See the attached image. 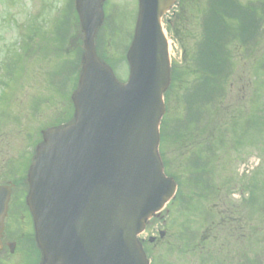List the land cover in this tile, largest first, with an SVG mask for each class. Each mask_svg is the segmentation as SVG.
Returning a JSON list of instances; mask_svg holds the SVG:
<instances>
[{
  "label": "water",
  "instance_id": "water-1",
  "mask_svg": "<svg viewBox=\"0 0 264 264\" xmlns=\"http://www.w3.org/2000/svg\"><path fill=\"white\" fill-rule=\"evenodd\" d=\"M107 0H74L82 62L70 124L41 132L28 173L40 264H148L137 236L173 196L158 155L170 85L162 19L176 0H138L129 77L95 53ZM10 189L0 187V234Z\"/></svg>",
  "mask_w": 264,
  "mask_h": 264
},
{
  "label": "rangeland",
  "instance_id": "rangeland-1",
  "mask_svg": "<svg viewBox=\"0 0 264 264\" xmlns=\"http://www.w3.org/2000/svg\"><path fill=\"white\" fill-rule=\"evenodd\" d=\"M69 3L70 0H0V56L2 55L1 51L5 53L8 48L12 50L18 47L21 49L25 47L26 50L24 55L22 53L20 55L22 56L21 61L17 66L19 67V73L16 75V79L10 83L12 89L5 90L4 96L10 101L6 105H0V112L5 110V114H7V118L0 121V174L6 170H12L16 173L15 169L24 168L30 152L35 147L40 131L49 126L50 122L61 112L63 104L56 100L53 101L55 104L41 101L38 105L37 113H34L33 101L36 99L44 100L48 96L52 79L50 77L51 72L56 71L63 61L74 57L73 48L76 47L77 42L74 41L73 46L68 44L75 26L74 17H71L72 14H70L71 16L68 15L71 11ZM109 4L110 7L115 8V11H118L116 12L118 16L123 17L124 21L121 22L123 31L126 34L130 33L137 1L110 0ZM176 12L178 10L172 8L167 17H171ZM67 18L70 19L71 29L66 36V42L59 48L61 50L59 57V55L56 56L54 54L57 53V47L55 48L45 40H48L51 36L53 37L59 27L58 22L62 21V19L66 21ZM31 27L38 30L40 39H37L34 49L29 50V44L26 43V40ZM189 30H191V27ZM186 42L192 43L188 39ZM169 45L172 61L179 64L182 60L183 48L176 41L170 40ZM259 48L254 50L253 55L246 58L240 56L238 48L231 49L234 59V77L231 79V89L226 97L227 100L229 97L232 98V101L230 103L226 101V103L232 113L235 112L233 109L236 106H240L242 117L260 116V103L264 102V87L257 86V84L264 82V70L258 74L260 77L258 81H254V74L257 71L256 63L260 60L259 64H264V44L260 43ZM258 58L260 59L258 60ZM2 67L3 63L0 57V76L3 75ZM117 70V77L122 82L125 81L127 78L126 63H122ZM257 73L259 72L257 71ZM235 99L237 102L234 101ZM169 107H174L173 100ZM249 122H251V119ZM167 124L169 127L170 122L168 120ZM232 124L229 125L230 132L228 137L226 135V147L222 149L214 160L215 184L220 193L218 196L220 200L215 205L217 210L215 209L211 212L209 208L212 206L204 204L203 206H197L195 211L182 215V219H178L174 209H170L171 221L168 223L167 238L159 247L154 248L153 252L151 251L154 259L153 264H203L200 262V252L210 256L214 253L216 260H222V264H240L243 260L251 261V264H264V250L260 251L264 246L262 245V247L258 248L261 255H259V259H256L254 258L255 250L252 248V244L246 241L247 239L255 238L251 240L254 244L256 240H263L264 215L258 216L255 214L256 207L247 201V192L245 190L249 189L246 186H250L247 182L255 181L257 183L258 181H264V122L256 129L257 132L261 131V133L248 130V132L251 131L249 138L244 139L247 143H253L250 147L254 143L260 142V144L256 148L255 146L248 148L245 145L239 151L234 150L229 140V136L233 134L232 129L234 126ZM182 156V152L177 154L168 150L167 159L170 162L171 171L175 174L182 175L183 171L180 170ZM241 174L245 176L242 184L239 182ZM237 207H239V213H243L244 222L239 219L243 226L237 223L235 229H230L232 221L226 225L223 218L217 214V211L230 210V208L236 209ZM205 208L209 209V215H214L209 226L201 218V214L207 211ZM228 216L231 219H225L226 222L235 220V216ZM175 220L177 224L184 220L188 223V226L197 232L199 240L196 241L194 250L189 249V252L179 253V249L185 246V241L183 238L180 240L177 238V227L173 223ZM250 226H252L251 229L249 228ZM235 230L240 233L235 232ZM179 231L181 232V230ZM233 232L234 239L229 238L226 244H222L225 233L230 235ZM254 232L258 233L257 237L253 234ZM202 240L207 241L203 243ZM22 254L23 247L18 248L14 254L15 256L8 257V259L10 258L8 263L16 264Z\"/></svg>",
  "mask_w": 264,
  "mask_h": 264
},
{
  "label": "trees",
  "instance_id": "trees-1",
  "mask_svg": "<svg viewBox=\"0 0 264 264\" xmlns=\"http://www.w3.org/2000/svg\"><path fill=\"white\" fill-rule=\"evenodd\" d=\"M261 1L179 0L176 9L178 12L167 22V31L172 39L183 48V57L181 63L174 62L172 65L171 87L165 95V103L167 105L165 117L168 118V122H172V126H167V120L165 118L161 127L160 153L166 173L175 179L178 178V173L175 174L170 169V162L167 159L168 150L176 152L177 154L182 152V160L185 158L188 159L190 152L193 156L192 158L196 157L197 160H192V163L187 166L189 167L187 172L201 176L199 178L195 177L192 180V184L188 185L185 183L183 185L187 187L186 189H188L189 193L194 195L198 194L199 196L205 197V199L216 197L220 193L217 187L214 189V196L206 193L208 190L204 185V176L209 172L207 164H205V161L208 159L206 156L208 155L203 150V146L198 144V147H196L195 142L198 138L204 137V133L206 135L209 132L211 129L209 125L212 123L215 124L212 129L213 131L215 130V134L216 132H221L224 124L226 125L224 119L226 120L229 115V109L226 103V101L229 103L226 97L230 78L229 66L232 72L234 63L231 49L238 48L239 51L240 48L245 47L244 45L249 46L252 40L255 39L257 27L261 22L262 14H264V8L260 7ZM262 2L264 3V1ZM109 25V21L105 23L98 40V53L103 60L108 62L111 60V57L112 59L114 58L115 53L113 51L117 49L118 39L120 38L118 27L110 29ZM190 27L191 30H189ZM36 33H38V30L32 27L29 28V50L34 49L35 45H31V43H33ZM187 39L188 41H192V43H187ZM45 41L49 42L55 48L57 47V53L54 54L60 57L59 52L61 50L59 49L60 42L58 37ZM25 52V47L20 48L19 51H14L17 64L21 61V53L24 55ZM14 66L16 67L15 64ZM71 67L75 68L74 62H71ZM57 68L56 71L54 70L50 74L52 79H55V76L63 75V65ZM18 69L19 67L7 69L4 79H0V86H2L0 89V103L3 105L8 104L10 101L4 96L5 90L10 88V83L16 79V75L19 73ZM49 89L48 96L44 100L39 99L38 102L44 101L49 104H55L53 101L58 100L63 104L61 112L49 125H58L69 121L71 107L68 103V95L61 93L64 90V81L61 80L57 87H54L52 84ZM172 100L174 107L170 108L169 105ZM223 101H225L224 105ZM234 110L236 113L239 111V108H235ZM250 119H252L251 116L247 120ZM202 120H210V122L207 124L208 127L205 131L199 134L198 128ZM233 132L235 131L233 130ZM215 137L214 135V139ZM223 138L225 137H222L221 140ZM182 174L184 173L182 172ZM247 184L250 185L246 186L249 189H244L247 192V198L250 200L248 202L250 204L252 203V206L255 202V205H257L258 199L260 200V197L264 196V185L255 182H249ZM192 188L196 190V193L193 192ZM252 206L250 207L252 208ZM228 215L235 216V220H228L226 222L225 219H231ZM228 215H223L222 218L226 225L232 221L230 229H235L237 223L242 225L241 222H244L242 218L243 213L231 212ZM239 219H241V222ZM251 227L249 228L251 229ZM235 232L238 231L235 230ZM233 234L234 232L230 235L225 233L222 244H226L229 238L233 240ZM253 234L255 237L258 235L257 232ZM254 239H247L246 241L249 243ZM206 241L202 240L203 243ZM194 249L192 248L191 250Z\"/></svg>",
  "mask_w": 264,
  "mask_h": 264
},
{
  "label": "flooded vegetation",
  "instance_id": "flooded-vegetation-1",
  "mask_svg": "<svg viewBox=\"0 0 264 264\" xmlns=\"http://www.w3.org/2000/svg\"><path fill=\"white\" fill-rule=\"evenodd\" d=\"M25 196V191H22L21 195L18 194L16 202L18 206L16 207L14 213L12 214V221L10 229H15L16 231L10 234H6L2 240V250L0 252V264H6L8 252L13 249L11 254H15L18 247V241H20L21 236H23L22 228L26 224V217L21 208L22 198ZM23 246H29V240L21 243Z\"/></svg>",
  "mask_w": 264,
  "mask_h": 264
}]
</instances>
